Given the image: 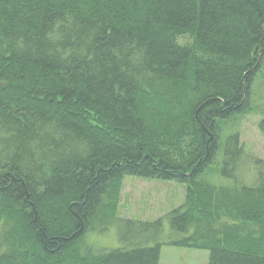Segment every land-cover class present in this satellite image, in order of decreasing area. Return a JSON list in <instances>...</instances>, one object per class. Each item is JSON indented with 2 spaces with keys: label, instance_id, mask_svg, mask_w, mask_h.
I'll list each match as a JSON object with an SVG mask.
<instances>
[{
  "label": "trees",
  "instance_id": "1",
  "mask_svg": "<svg viewBox=\"0 0 264 264\" xmlns=\"http://www.w3.org/2000/svg\"><path fill=\"white\" fill-rule=\"evenodd\" d=\"M263 73L264 0H0V264H159L163 219L118 215L129 176L185 186L167 245L264 264V161L231 134L203 178Z\"/></svg>",
  "mask_w": 264,
  "mask_h": 264
},
{
  "label": "rangeland",
  "instance_id": "2",
  "mask_svg": "<svg viewBox=\"0 0 264 264\" xmlns=\"http://www.w3.org/2000/svg\"><path fill=\"white\" fill-rule=\"evenodd\" d=\"M253 102L251 110L238 115L221 124L219 152L214 164L204 174L203 178L208 182H216L219 178V171L222 163V150L227 136L238 134L241 145L247 154L264 161V139L257 129V122L260 120V108H264V73L258 80V86L253 87ZM243 171V170H241ZM218 172V173H217ZM247 180H253L250 172L244 171ZM232 182V181H231ZM221 184L227 185L221 178ZM185 200V186L174 182L159 180H146L138 177H125L120 192L118 215L123 219H139L152 222L156 219H163V232L159 236L161 248L159 264H208V252L192 250L167 245L182 238V235L173 233L167 224L166 215L175 208L183 205ZM139 242V241H138ZM90 251L95 253L101 249H115L120 243L115 239L113 230L108 234L92 233L87 239ZM152 245V244H150ZM79 252L84 253V249Z\"/></svg>",
  "mask_w": 264,
  "mask_h": 264
}]
</instances>
